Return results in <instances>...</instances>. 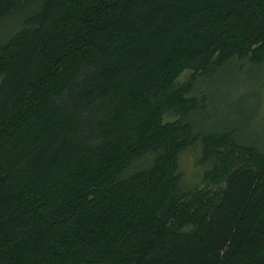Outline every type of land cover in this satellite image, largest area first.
<instances>
[{"label":"trees","instance_id":"1","mask_svg":"<svg viewBox=\"0 0 264 264\" xmlns=\"http://www.w3.org/2000/svg\"><path fill=\"white\" fill-rule=\"evenodd\" d=\"M258 86L264 0H0V264H264Z\"/></svg>","mask_w":264,"mask_h":264},{"label":"rangeland","instance_id":"2","mask_svg":"<svg viewBox=\"0 0 264 264\" xmlns=\"http://www.w3.org/2000/svg\"><path fill=\"white\" fill-rule=\"evenodd\" d=\"M184 80V79H183ZM257 90L261 94L262 100H264V86H258ZM230 100L231 102H234V104L242 102V99L247 98L248 94L246 92H241L240 94H235L232 91H230ZM256 102V101H255ZM245 110L248 112L250 109H254L255 103H252V105H244ZM249 108V110H248ZM263 111V109H262ZM260 111L259 113V119L255 122L252 121L249 125L248 129L244 131V135L246 137H253L255 132L263 129L264 130V112ZM262 113V115H260ZM260 116L263 118L260 119ZM264 133L259 134V138L263 139ZM195 158L196 153L194 152H188L181 161L182 171L184 175V183L187 185H200L201 182V171L195 166Z\"/></svg>","mask_w":264,"mask_h":264}]
</instances>
